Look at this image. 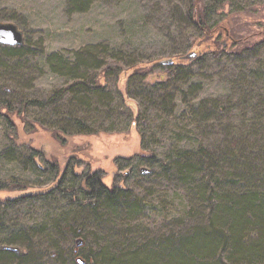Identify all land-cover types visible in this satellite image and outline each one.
Returning a JSON list of instances; mask_svg holds the SVG:
<instances>
[{
	"label": "rangeland",
	"instance_id": "rangeland-1",
	"mask_svg": "<svg viewBox=\"0 0 264 264\" xmlns=\"http://www.w3.org/2000/svg\"><path fill=\"white\" fill-rule=\"evenodd\" d=\"M205 1L214 3L212 20L226 18L240 45L264 37V0ZM187 5L188 0H94L80 10L69 0H0V21L14 22L24 33L16 54L0 47V102L9 105L16 125L0 116V153L10 148L9 155H0V181L18 183L0 189V198L24 196L0 203V241L26 235L16 243L29 260L71 264V231L79 226L81 248L95 250L103 235L98 217H109L107 210L99 207L94 215L59 190L92 173L107 185L132 188L146 206L136 222L166 232L183 214L184 200L160 160L183 146L219 144L233 127L264 123V44L240 60L187 57L174 77L167 59L149 66L144 78L130 77L133 62L190 53L187 36L195 29L186 20ZM90 46L96 47L92 53L85 51ZM111 61L120 66L114 64L105 77L100 67ZM75 67L95 74L104 91H66L51 104L31 102L60 92L75 80L69 71ZM75 118L91 131L80 133ZM31 146L43 152L35 164L27 159ZM50 161L59 173L66 169L62 183ZM142 166L149 172L141 173Z\"/></svg>",
	"mask_w": 264,
	"mask_h": 264
},
{
	"label": "trees",
	"instance_id": "trees-1",
	"mask_svg": "<svg viewBox=\"0 0 264 264\" xmlns=\"http://www.w3.org/2000/svg\"><path fill=\"white\" fill-rule=\"evenodd\" d=\"M93 1L69 0V3L81 10L89 8ZM213 1L216 5L222 2ZM212 6L214 3L205 0H188L186 20L195 32L187 36V48L195 52L193 61H204L208 55L219 60L231 57L240 60L264 44V37H260L240 45L238 36L228 29L226 18L212 20ZM23 45L24 42L19 45L0 43V47L8 49L9 55L16 54ZM95 48L90 46L85 51L92 53ZM182 55H185L184 59ZM187 57V54L173 53L163 58L133 62L127 69H134L130 77L144 78L151 66H161L167 59L169 76L174 77ZM114 64L120 66L117 61L104 63L100 67L101 74L106 77ZM69 71L75 80L56 95L31 102L51 104L66 91L94 95L104 91L105 84L98 81L95 74L86 76L77 67ZM259 73L255 72L254 76ZM9 112V105L0 102V116L15 129ZM19 112L22 110L18 111L22 115ZM77 124L80 133L91 131L85 120L78 118ZM53 130L59 135L57 129ZM227 132L219 144H201L198 149L183 146L167 160H160L165 177L177 187L184 200L183 214L168 225L166 232L151 231L136 222L146 206L130 187L107 185L101 177H94L95 173L88 174L80 184L71 182L63 188L56 187L60 192L71 194L70 201L89 206L94 215L98 214L99 207H104L109 215L98 217L104 220L97 223L103 235L95 240V250H83L84 239L78 236L80 227L72 229L74 240L80 237L83 242L72 249L71 264H264V123L240 125ZM140 135L143 139L142 132ZM9 150H3L0 155H9ZM42 155L40 149L31 146L27 159L35 164L36 158ZM50 163L53 171L59 173V167L53 166L55 162ZM65 171L59 173V183H62ZM17 184L13 180L0 181V189L13 188ZM77 194H82L84 201L78 199ZM22 197L13 201L0 198V203L17 202ZM110 223L118 228L108 229L105 225ZM21 236L0 241V264H40L38 257L29 260L25 249L16 243L19 238L22 240ZM22 237L25 239L26 235ZM77 256L83 258V263L77 262Z\"/></svg>",
	"mask_w": 264,
	"mask_h": 264
},
{
	"label": "water",
	"instance_id": "water-1",
	"mask_svg": "<svg viewBox=\"0 0 264 264\" xmlns=\"http://www.w3.org/2000/svg\"><path fill=\"white\" fill-rule=\"evenodd\" d=\"M24 42V33L19 26L12 21H0V43L6 45H19ZM188 57L195 56V52L192 51L187 54ZM141 173H148L149 169L145 166L140 168ZM83 242L82 238L77 237L75 239V244L79 246ZM17 250V246L13 247ZM77 262L83 263V258L77 256Z\"/></svg>",
	"mask_w": 264,
	"mask_h": 264
}]
</instances>
